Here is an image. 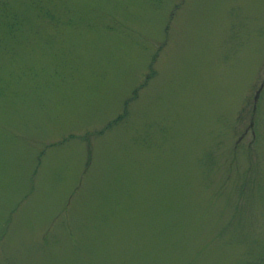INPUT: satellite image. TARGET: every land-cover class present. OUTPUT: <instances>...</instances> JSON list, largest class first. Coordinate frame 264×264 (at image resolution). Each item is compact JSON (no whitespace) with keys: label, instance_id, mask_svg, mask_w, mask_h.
Wrapping results in <instances>:
<instances>
[{"label":"rangeland","instance_id":"obj_1","mask_svg":"<svg viewBox=\"0 0 264 264\" xmlns=\"http://www.w3.org/2000/svg\"><path fill=\"white\" fill-rule=\"evenodd\" d=\"M0 264H264V0H0Z\"/></svg>","mask_w":264,"mask_h":264},{"label":"trees","instance_id":"obj_2","mask_svg":"<svg viewBox=\"0 0 264 264\" xmlns=\"http://www.w3.org/2000/svg\"><path fill=\"white\" fill-rule=\"evenodd\" d=\"M126 117V112H124V114L120 115L119 117H117L116 119H114L113 121H111L110 123H108L106 125V127H104L102 129L101 132H99L97 135L103 134V132L111 129L113 126L117 125L121 120H123V118ZM89 164V163H88Z\"/></svg>","mask_w":264,"mask_h":264}]
</instances>
